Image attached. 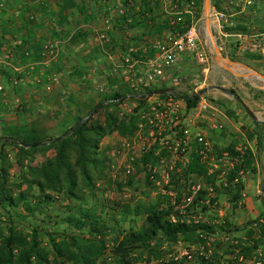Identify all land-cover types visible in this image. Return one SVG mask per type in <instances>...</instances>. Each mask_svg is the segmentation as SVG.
Instances as JSON below:
<instances>
[{"label": "rangeland", "instance_id": "rangeland-1", "mask_svg": "<svg viewBox=\"0 0 264 264\" xmlns=\"http://www.w3.org/2000/svg\"><path fill=\"white\" fill-rule=\"evenodd\" d=\"M142 1L140 20L147 18L150 24L159 21L167 27L154 31L151 37L148 28L146 33H136L139 35L134 44L137 48L149 45L154 49L151 45L164 31L174 32L170 26L189 23L188 13L174 12L175 0ZM202 2L200 9L194 7V15L199 38L208 54L206 68L203 70L191 56L184 55L165 68L164 79L139 84L137 90L130 89L137 93H125L116 105L102 101L92 113L93 119L102 121L105 112L113 108L117 115L138 109V128L147 138L148 149L144 153L136 152L131 173L123 175L115 165L111 166L114 149L121 140L113 137L112 142L100 143L103 136H109L107 133L98 144V156L104 162L88 165L90 185L76 172L75 197H65L63 193L45 188L51 200L31 211L24 209L21 202L0 206L2 230L11 224L25 232L27 240L35 230L39 243L45 247L49 245V237L60 240L73 235L78 241L94 243L102 240V251L93 264H126L114 252V242L123 230L137 228L147 208L156 205L172 213L181 212L180 218L189 222H206L213 227L197 229V237L192 241L152 240L154 252L143 248L130 251V264H252L264 260V252L259 254V249L252 250L245 259L240 252V246L248 243L247 232L250 230L252 237L259 238V226L264 222V44L247 47L240 45L233 34L221 35L214 28L215 21L209 11L204 13ZM212 3L217 5L218 0H209V7ZM225 7L234 10L238 5L226 3ZM84 13L83 18L90 25L87 28L53 32L52 38L58 41L59 50L47 67H30L22 60L15 62L9 52L4 54L0 48V57H6V62L0 59V67L13 75L10 82L0 83V166L4 168L6 186L12 193L23 190L31 204L38 193L35 180L39 176L31 173L30 168L51 156L54 150L36 147L19 152L1 126L16 119L15 107L21 103L27 108L21 117L32 121L48 140L67 128L75 114H83L99 97L97 92L122 88L123 79L118 72H127L125 67L118 71L112 68V61L119 59L123 48L110 41L114 31L104 23L108 21V12ZM233 22L223 25L225 31L264 30V0H254L243 12L234 14ZM136 30L130 29L126 34L141 29ZM14 49L19 53L18 47H10L6 52ZM30 71L34 74L33 82L26 79ZM112 78L115 80L109 82ZM156 86L167 89L160 95L141 96L139 93ZM167 93L176 102L179 122L157 133L146 123L148 116L155 115V111L149 110L148 102L162 99ZM192 93L197 95V100L187 107L181 95ZM201 102H205V106L202 107ZM183 127L202 128L208 148L200 152V144L194 140L180 139ZM122 136L133 145L139 141ZM102 144L104 146L100 147ZM143 155L147 156L144 168L138 162ZM193 155L203 170L199 174H186L183 168ZM72 157L70 153V159ZM232 172L235 173L229 179ZM237 180H241L242 185L237 198H232L231 193H226V187ZM193 198L196 199L192 207L189 204ZM85 213L89 214L87 222H84ZM78 218L83 222L75 224ZM89 223L100 231H90ZM262 238L260 248L264 235ZM201 256L207 258V262H202Z\"/></svg>", "mask_w": 264, "mask_h": 264}, {"label": "trees", "instance_id": "trees-1", "mask_svg": "<svg viewBox=\"0 0 264 264\" xmlns=\"http://www.w3.org/2000/svg\"><path fill=\"white\" fill-rule=\"evenodd\" d=\"M188 1L189 0H178V8L175 7L174 9H182ZM201 1L202 0H194L196 9H200ZM121 2L125 4L127 0H121ZM142 2V0H139V3H137V0H131V4L127 5L124 10L119 13L111 10L112 14L108 22L111 30L114 32L110 41L123 49L128 44H136L138 42L139 35L136 33H146L148 28L149 34L151 33L149 36L151 37L154 31L160 32L163 28L167 27L159 21L150 24L147 22L146 17H144L146 19L141 21L139 15L142 13L143 9ZM70 4H72V2L68 1L66 5L69 6ZM66 5L60 6V11L65 9L67 7ZM83 8L84 6L82 9ZM87 8V13L89 15H94L92 10L89 7ZM60 11L58 13V18L62 19L63 16ZM181 13L186 14V12L183 11H181ZM152 17L153 16H151V18ZM185 26H180L177 23L174 27L170 26L171 28H169L172 31L180 32ZM126 28H135L133 30L140 28L141 30L140 32L128 35L125 31ZM205 31L212 42L207 26H205ZM72 36L74 37L75 35L72 34ZM2 39L3 36L1 35L0 43ZM39 48L40 46L32 60H37L39 58ZM152 51L153 48L151 47L150 53ZM25 58L26 57L23 56L22 62L28 60V58ZM0 75L5 82H10L13 77L11 73L5 71L2 67H0ZM114 80V78L108 79L109 82ZM121 84L122 88L97 92L99 97L83 112V114H75L72 123L68 125L67 128L62 130L61 133L48 138V140H45L46 138L43 133L32 121H28L22 125L12 124L1 126V129L5 133L4 135L13 139L12 144L18 147L19 152L34 150L36 147L43 149L52 148L54 150L51 156L44 158L38 165H34L30 168L31 173H35L39 176V178L35 180L38 193L34 195L35 201L33 204L27 200L23 190H19L16 193L11 192L5 183L4 168L0 166L1 207H5L6 205L13 206L21 202L24 209L31 211L34 207L44 205L51 200V194L45 191V188L51 189L57 193H63L65 197H75L76 172L80 174L81 179L86 185L91 184V175L88 165L94 166L104 162V159L98 156L100 138L111 132H116L119 135H131L137 128V108H132L129 112L122 113L121 115H117V111L113 108V110L105 112L102 121L92 118V113L96 111V108L100 106L102 101L116 105L125 93L131 95L137 93V91H131L127 83L122 80ZM158 88L159 87L145 88V92L139 91V93L143 96L144 94L152 93ZM156 93L160 95L164 92ZM181 96L187 107L194 105L197 100V95L195 93L182 94ZM20 108L22 109L23 105L18 104L15 107L16 110ZM83 116L85 117L76 125V122ZM74 125L75 127L67 133ZM70 153L73 154L71 159ZM146 157L147 156L143 155L142 158H140V162L145 163ZM247 162L248 160L246 163ZM202 170L195 155L190 158L183 168V172L186 174H199ZM234 173L235 172H232L229 175V179ZM241 185V180L228 184L226 193H231L232 198H237ZM195 199L196 198L192 199L189 206H194ZM84 216V222H87L89 214L85 213ZM181 216V212L172 213L167 208L159 209L156 205L149 206L145 212L142 223L137 228H128L122 231L120 237L113 244L114 252L120 255L119 258L122 261L126 264H130L128 258L130 251L143 248L149 249L151 253L154 252L155 249H153L151 245L152 240L161 239L165 241H175L179 238L192 241L197 237L195 232L197 229L211 230L213 227L206 222H189L180 218ZM66 220L68 221L69 219L67 218ZM77 222L79 224L83 221L78 218L75 220V224ZM88 226L90 231H100L96 228V225L92 223H89ZM258 233L259 238H254L250 230L247 232L246 239L248 243L246 242L247 244L240 246L241 257L244 259L251 254L252 250L259 249V254L264 252V244L263 247L260 248L262 245L261 239H263L262 237L264 235V222L260 224ZM48 243V247L42 246L39 243L35 230L32 231L30 238L27 240V234L25 232L8 224L4 230L0 228V264H93L103 248L102 240H98V243L83 242L82 240L78 241L73 235H70L67 239L60 240H54L53 237H49ZM201 260L202 262L204 261V263L207 262V258L203 256H201ZM252 264H264V260H257Z\"/></svg>", "mask_w": 264, "mask_h": 264}, {"label": "built area", "instance_id": "built-area-1", "mask_svg": "<svg viewBox=\"0 0 264 264\" xmlns=\"http://www.w3.org/2000/svg\"><path fill=\"white\" fill-rule=\"evenodd\" d=\"M177 1L178 0H175L174 7H177ZM226 3H234L238 5V8L234 10L226 9ZM130 4L131 0H127L125 4H122L121 0H116L111 4L110 9L119 13ZM252 4H254V0H218L217 5L214 3L211 4L209 7V16L215 21L214 28L218 30L221 35H235L237 37V42L243 46L258 47L264 44V30L258 32L235 31L230 33L225 31L223 26L232 25L234 23V14L243 12L245 8H248ZM194 7V0H189L182 9H174L175 13H180L181 11L188 13L190 15L189 23L183 27L180 32L164 31L162 36L155 40L151 45L154 47L151 53L149 45L137 48L134 44H128L122 50L123 52L119 56V59L112 61V68L114 71H118L125 67L124 70L127 71L126 73H118L121 74L120 77L127 83L130 89L137 90L139 84L141 85L144 82H151L153 80L160 81L164 79L165 68L171 66L184 55L191 56L197 64L202 66L203 70L206 68L208 54L199 38V27L197 24V18L194 15ZM176 18L178 19V17ZM104 23L106 28H110L108 21H105ZM170 23L172 25L173 20ZM58 50L59 47L57 40L53 38L45 39L40 44L39 58L29 62L28 65L30 67L33 65L47 67L58 54ZM136 66H139V69H137ZM173 79L175 80V78ZM153 93L157 94L156 92H152L149 95ZM200 105L202 107L205 106V102H201ZM148 108L151 112L155 111V115L148 116L146 118V123L149 124L150 127H154L157 133L167 129V126L171 123L175 124L179 122L176 112V102L169 93H167L162 99L156 98L149 101ZM138 125L139 123H137L135 132L131 135H126V137L137 138L139 141L133 145L132 141L125 138V136H121L119 137V140H121L119 145L114 149L113 163H111V166L115 165V169L119 172L121 170V173L126 176L129 175L133 169L131 163L137 155L136 152L139 151L144 153L148 149L147 138L145 139L144 135L140 132ZM180 139L183 141L194 140L200 144V152H202L203 149L208 148V142L204 138L202 128L199 127L192 130L183 127L181 129ZM138 162L142 168L145 167L146 163ZM148 176L152 177V174L149 173ZM124 195L128 196L126 193H124Z\"/></svg>", "mask_w": 264, "mask_h": 264}, {"label": "crops", "instance_id": "crops-1", "mask_svg": "<svg viewBox=\"0 0 264 264\" xmlns=\"http://www.w3.org/2000/svg\"><path fill=\"white\" fill-rule=\"evenodd\" d=\"M68 1L72 2L73 5H66ZM115 1L116 0H0V36H3L0 43L1 52L4 54L9 52L15 62L23 60L22 58L24 56L26 57L25 59L28 58L26 61L29 63L33 61L32 59H34L33 57L36 55L41 42L46 38H52L54 36V31L60 30L64 33L72 30L74 31L77 28L84 29L90 26L87 25V21L83 18L84 12L88 9L87 7L92 10L94 15L108 12L110 17L112 14L110 9L111 4ZM64 5L67 7L60 11V6ZM260 5L262 6L263 4L260 3ZM83 6L87 9H82ZM59 11L63 16L62 19L58 18ZM28 15L31 16L30 19H28ZM129 30L130 28L125 29L126 32ZM67 39H69V37ZM10 47L20 48V50H18L19 53L16 49L6 52ZM18 54L19 56L17 57ZM0 59L6 62V57L5 59L0 57ZM32 73L33 72L30 71V73L27 74V81L33 82L34 74ZM3 81L0 75V83L2 84ZM26 109L25 106H23L22 109H15L16 119L3 126L12 124L22 125L27 123L29 120L21 117L23 114L22 112ZM116 134V132H111L109 136H103L104 138L100 140V143L105 144L107 141L112 142L114 138L116 139L122 136ZM104 144L100 147H103Z\"/></svg>", "mask_w": 264, "mask_h": 264}, {"label": "water", "instance_id": "water-1", "mask_svg": "<svg viewBox=\"0 0 264 264\" xmlns=\"http://www.w3.org/2000/svg\"><path fill=\"white\" fill-rule=\"evenodd\" d=\"M202 8H203L204 13H208V11H209V0H203V2H202ZM213 46H214L215 50L218 52V50L216 49L215 44H213ZM255 73H257V72H255ZM262 76H263V75H262ZM166 89H167V87H159L158 89L154 90L153 92H164ZM245 108H246V107H245ZM246 111H247L248 114L251 115V113H250V111H249L248 108H246ZM84 117H85V116L81 117V118L76 122V125H77V124H78V123H79ZM74 127H75V125L72 126V128H70L69 131H71Z\"/></svg>", "mask_w": 264, "mask_h": 264}]
</instances>
